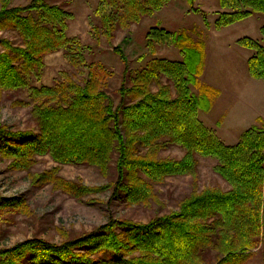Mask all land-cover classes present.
I'll use <instances>...</instances> for the list:
<instances>
[{"label": "trees", "instance_id": "trees-1", "mask_svg": "<svg viewBox=\"0 0 264 264\" xmlns=\"http://www.w3.org/2000/svg\"><path fill=\"white\" fill-rule=\"evenodd\" d=\"M170 1L99 0L98 31L113 38ZM186 1L205 13L194 7L195 0ZM66 3L30 0L9 7V0H2L0 31H15L20 43L0 36V89L31 87L46 56L62 50L73 65L88 68L82 83L64 80L36 89L35 129L0 125L2 158L13 159L11 167L21 170L32 169L37 157L46 155L58 165L89 164L103 172L114 164L116 179L108 184L111 201L148 204L157 199L153 184L170 175L194 177L197 155L212 156L230 188L194 191L179 210L155 215L144 224L111 216L106 224L62 243L29 239L1 249L0 264H245L257 249L264 257V123L248 128L236 144L224 143L200 118L201 110L210 109L213 92L201 85L198 73L189 71L186 57H155L129 73L126 55L117 46L114 50L126 64L123 82L114 94L99 88L100 72L87 66L84 47L67 35L72 14ZM220 8L216 28L264 14V0H220ZM261 32L262 41L246 37L239 42L251 50L250 74L264 81V26ZM170 40L181 49L190 37L155 26L147 32L146 46L155 53L156 45ZM197 45L203 55V45ZM192 86L198 88L197 94ZM173 146L184 149L181 159L160 157L162 150ZM57 171L45 172L37 180L74 196L91 191L57 176ZM14 200L4 203L15 205Z\"/></svg>", "mask_w": 264, "mask_h": 264}, {"label": "rangeland", "instance_id": "rangeland-1", "mask_svg": "<svg viewBox=\"0 0 264 264\" xmlns=\"http://www.w3.org/2000/svg\"><path fill=\"white\" fill-rule=\"evenodd\" d=\"M29 2L9 0V7L24 6ZM98 4L99 0H67L65 7L72 14L67 35L78 39L84 47L87 66L93 65L100 72L99 88L106 87L109 93L114 94L123 82L126 64L130 73L143 69L155 57L175 60L186 57L189 71L199 74L201 85L212 88L215 102L210 116L223 117L220 131L213 128L224 143L236 144L244 131L264 123V81L250 74L248 58L251 50L239 42L246 37L263 40L261 27L264 26V14L216 28L214 23L221 11L220 0H195L194 7L205 11L204 14L195 11L186 0H171L160 11L109 39L101 35L97 28L100 23L96 13ZM1 6L2 0L0 9ZM155 26L165 27L177 36H189L187 46L179 49L170 40L169 44L156 45L155 53H151L146 46V37L148 30ZM0 36L14 44L20 43L15 31H0ZM198 42L203 45L204 56ZM117 46L123 49L126 64L114 50ZM182 49L184 52L180 51ZM142 55L147 56L143 61L140 59ZM33 78L31 87L0 89V125L12 130L35 129L34 106L39 100L36 89L52 87L57 81L64 80L67 83L72 79L82 83L88 78V68L73 65L62 50L47 55L39 77ZM191 89L193 93H198L197 87L192 86ZM200 96L206 100L209 97ZM208 110H201V119L207 118L205 112ZM259 113H263V116L256 118ZM255 118V125L251 126ZM184 154L180 146H173L162 150L160 157L181 159ZM37 158L39 160L32 169L21 170L11 167L13 159L0 155V250L13 248L33 238L62 243L106 224L111 216L144 224L155 215L179 210L181 203L194 191L230 188L215 169L217 159L197 155L196 176L170 175L164 181L153 184V194L157 199L152 198L148 204L120 199L111 201L108 184L116 179L114 164L108 172H103L89 164L58 165L49 155ZM55 168L58 169L57 176L82 184L91 191L74 196L52 183L37 180L38 176ZM8 200H14L15 205L4 203ZM245 264H264L263 252L254 250Z\"/></svg>", "mask_w": 264, "mask_h": 264}, {"label": "crops", "instance_id": "crops-1", "mask_svg": "<svg viewBox=\"0 0 264 264\" xmlns=\"http://www.w3.org/2000/svg\"><path fill=\"white\" fill-rule=\"evenodd\" d=\"M214 102L215 101H211V106H210V109L205 112L207 118L205 119L204 118V121H206L207 124L211 125L212 127H214L215 129H217V131H220L221 129V126L223 125L224 123V120H223V117H219V118H214L213 116H210V113H211V109L213 108L214 106ZM260 116H263V113H259V115L256 117H260ZM256 118L255 119H252L251 121V126L252 125H255V121H256ZM261 118V117H260ZM223 120V121H222ZM249 126V125H248Z\"/></svg>", "mask_w": 264, "mask_h": 264}]
</instances>
